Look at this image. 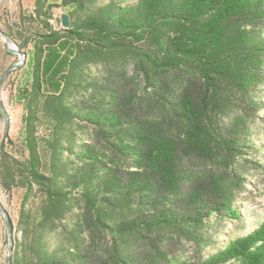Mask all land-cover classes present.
Here are the masks:
<instances>
[{
  "label": "trees",
  "instance_id": "obj_1",
  "mask_svg": "<svg viewBox=\"0 0 264 264\" xmlns=\"http://www.w3.org/2000/svg\"><path fill=\"white\" fill-rule=\"evenodd\" d=\"M9 28L33 47L24 142L0 152V187L23 192L11 264H182L173 243L204 251L213 218L238 220L230 181L264 169V0H35ZM212 260L264 264V229Z\"/></svg>",
  "mask_w": 264,
  "mask_h": 264
},
{
  "label": "rangeland",
  "instance_id": "obj_2",
  "mask_svg": "<svg viewBox=\"0 0 264 264\" xmlns=\"http://www.w3.org/2000/svg\"><path fill=\"white\" fill-rule=\"evenodd\" d=\"M51 1L59 3L61 0ZM32 9V0H3L0 3V95L10 117L8 134L5 136L6 121L0 108V152L5 147L6 151L15 154L12 142L19 146L24 142L25 88L32 79L33 47L29 45L24 49L21 48V40L16 37H9L8 33L10 32V25L19 21L21 12L28 13ZM65 14L68 13L64 8L56 10L55 16L58 21H55V25L58 28L63 27L62 21ZM13 48H18L27 54L25 63L20 67L17 65L22 63L23 59L19 54L10 51ZM72 53L73 45L65 44L48 54L45 82L47 91L54 92L58 89V76L65 70L66 63ZM262 100L264 101V97ZM250 121L252 124L248 139L255 149L252 156L254 160L264 165V106L258 115ZM189 166L194 171H198L194 162H190ZM249 171H242L243 181L236 179L230 181L232 187L236 189L234 194L230 196V204L232 210L237 212L238 220L224 222L213 218L212 229L205 238L211 239L213 242L204 251L185 240L173 243L171 254L175 260L182 264H200L202 261H213L212 259L222 253L232 241L251 237L259 230L264 229V169H250ZM229 180L231 179L229 178ZM22 198L23 192L21 190H15L9 194L0 187V202L8 213L15 238L21 237L18 219ZM9 248V225L0 209V264H8Z\"/></svg>",
  "mask_w": 264,
  "mask_h": 264
},
{
  "label": "water",
  "instance_id": "obj_3",
  "mask_svg": "<svg viewBox=\"0 0 264 264\" xmlns=\"http://www.w3.org/2000/svg\"><path fill=\"white\" fill-rule=\"evenodd\" d=\"M3 0H0V3L2 2ZM63 28L64 29H68L71 25V18L68 14H65L63 15ZM7 37V35H6ZM7 42V46H8V41L6 40ZM10 51L12 53H17L19 54L22 59H23V62L22 63H19L17 65V67H20L22 66L26 59H27V54L21 50H19L18 48H13V49H10ZM0 108L2 110V113L4 115V118H5V121H6V133H5V136L8 134V130H9V125H10V117L8 115V112L5 108V105L2 101V98H1V95H0ZM0 209L2 210L7 222H8V225H9V241H10V248H9V256H8V264H11V258H12V255L14 253V244H15V234H14V231H13V227L11 226V223L9 221V217H8V213L5 211L2 203L0 202Z\"/></svg>",
  "mask_w": 264,
  "mask_h": 264
},
{
  "label": "crops",
  "instance_id": "obj_4",
  "mask_svg": "<svg viewBox=\"0 0 264 264\" xmlns=\"http://www.w3.org/2000/svg\"><path fill=\"white\" fill-rule=\"evenodd\" d=\"M34 1H35V0H32L33 6H34Z\"/></svg>",
  "mask_w": 264,
  "mask_h": 264
}]
</instances>
